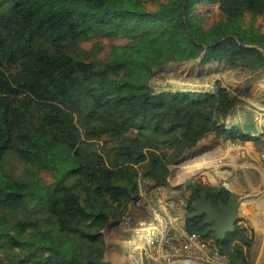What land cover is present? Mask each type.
I'll return each mask as SVG.
<instances>
[{"label":"trees","instance_id":"16d2710c","mask_svg":"<svg viewBox=\"0 0 264 264\" xmlns=\"http://www.w3.org/2000/svg\"><path fill=\"white\" fill-rule=\"evenodd\" d=\"M203 4L221 13L209 28ZM260 15L264 0H0V264H93L106 250L100 231L137 201L141 180L161 185L168 165L208 134L259 139L246 102L219 80L214 92L156 91L148 80L156 67L198 58L257 70ZM102 38L125 42L99 56ZM94 39L90 50L79 45ZM9 152L36 174L5 171ZM185 182L188 211L201 194L226 203L231 193ZM194 221L185 220L189 233L249 264L246 227L218 240L204 217Z\"/></svg>","mask_w":264,"mask_h":264},{"label":"rangeland","instance_id":"374dc122","mask_svg":"<svg viewBox=\"0 0 264 264\" xmlns=\"http://www.w3.org/2000/svg\"><path fill=\"white\" fill-rule=\"evenodd\" d=\"M163 1V0H162ZM199 10L204 16V26L206 28L210 27L213 22L221 18V13L219 12L217 5H200ZM249 14L246 13L245 15V22L249 20ZM98 40H86L79 43V45L86 49L90 50L94 44ZM124 40L114 39L110 40L107 38H102V49L99 52V56H103L105 53L108 52L109 46L111 43H124ZM223 64V63H222ZM200 66L194 65L193 63H182V62H168L162 66L156 67L152 70L148 84L152 86V88L156 91L161 89H184L190 88L192 89H201L204 88L197 84H202L204 82H208L209 80L206 79L207 75L203 74L198 79L190 78L191 76H195L198 72L197 69ZM217 68L227 69L228 67L224 63L222 66H217ZM6 69L10 72H13L16 67L15 65L6 66ZM241 68L235 69H228V72L224 73V81L227 84H233L236 88L238 85L236 81L240 79L242 75ZM243 76V75H242ZM252 85H256V87L264 86V72L261 74H257L252 78ZM192 88V89H191ZM237 90V89H236ZM256 91L252 90V94H255ZM232 96L236 97L237 99H241L244 101L242 94L240 91H231ZM248 95L250 93L248 92ZM245 95V96H248ZM250 95V96H251ZM264 108V107H263ZM254 120L256 123H263L261 121L260 112L253 111ZM221 139V138H214ZM231 142L227 141L229 144L228 146L231 147ZM227 146V147H228ZM227 147H221L220 150L215 151H202L199 155V159L203 161H207L208 159L211 162H205L204 164L209 165H218L221 163L223 158L225 157V152ZM263 147V148H262ZM264 149V145L262 146H255V149L262 150ZM193 152H199L196 148ZM229 152V151H228ZM184 154V156L188 155ZM228 155V154H227ZM179 161V162H178ZM177 162L171 163L168 165L169 174L162 181L161 185H151L153 183L149 182L146 185L145 180H141L139 184V197L137 201L133 204L130 203L127 207L126 213L122 218L118 219H110L107 225L104 228V236L106 241V250L104 256L106 259L115 260V261H124V264H128V261H134V258H131V254L134 253L131 251L134 247L136 251L141 249V247H146L148 241H151L152 238L148 237V234L152 231L151 228H148V223H150L153 219V212H159L163 219L167 220L168 217H177L176 222H174V232L178 227H180L183 223H185V215H184V204L186 196H188V192H186L185 182L187 179L194 178L198 181H201L204 184L208 183V174H204L203 176H192L191 173L188 172V168L184 167L187 163L183 162L185 160H178ZM219 167H223L224 164H219ZM264 166V165H263ZM3 168L5 171L11 172L14 176L20 179H30L34 174H36L35 168L18 159V157L9 152L6 155ZM207 169H205L206 171ZM38 175L41 176L43 180L48 183L53 181L51 174L48 171L40 170ZM74 177H70L72 180ZM81 178V177H80ZM151 185V187L149 186ZM212 185V184H209ZM215 185H218L215 184ZM196 220V219H195ZM239 218L237 217L236 225L238 224ZM197 224L194 220H190L188 226H192ZM156 231V228L154 229ZM250 251H249V264H254L256 260L264 259V255L262 253H258V243L252 237ZM153 245V244H152ZM155 249V247H154ZM130 256V259L128 258ZM264 263V262H262Z\"/></svg>","mask_w":264,"mask_h":264},{"label":"crops","instance_id":"0c3cea01","mask_svg":"<svg viewBox=\"0 0 264 264\" xmlns=\"http://www.w3.org/2000/svg\"><path fill=\"white\" fill-rule=\"evenodd\" d=\"M255 26L258 27L260 32L264 34V15L257 16ZM184 62L200 66L197 69L198 73L190 78L198 79L203 74L207 75L206 79L208 80L212 78L208 82L197 84L202 87H207L204 88V90L207 91L210 86L214 87L215 81L219 80L222 85L227 87L230 91H240L242 93L240 95L244 96L243 99L252 113L253 111L256 112L257 109L259 110L264 107V86L263 88L259 86L256 87V85L251 86L253 84L252 78L257 74L264 72V65L253 71L241 67H235L243 69L241 71L243 76L241 75L240 79L236 81L237 84H239L238 88H236L233 84H227V82L223 79L224 73L228 72V69L230 70L235 68H231L228 65H226L228 67L226 70L217 68V66H222L224 62L215 61L204 64L201 62L200 58L183 61L182 63ZM188 89L184 88L182 90ZM252 90L256 91L253 95H251ZM248 92L251 96L248 95ZM240 118L244 119L243 113L239 116V119ZM256 133H262L263 135H261L257 140L240 142L239 144L231 142V147H229V144L227 143L230 139L215 134H208L206 137L198 141L196 146L186 151L184 154H187L188 152L190 153L182 157L181 160H185L183 162L187 164L184 167L188 168V172L191 173L192 176L199 177L206 173L208 174L207 180L209 184L215 185L218 183V185L224 186L230 192L238 194L239 204L236 215L239 218L238 224L247 228V233L254 237V240L258 243V253H262L264 255V164H261L258 159L259 152L264 151V149H262V147L260 148L262 150H258V152L255 149V146L258 147L264 145V123H257ZM214 138L221 139L214 140ZM221 147H227L225 157L222 159L223 161L219 163L224 164L223 167H219V164H204L205 162H211V160L208 159L207 161H203L199 159V155L202 151L220 150ZM196 148L199 152H193ZM205 169L207 170L205 171ZM131 251H133V249ZM133 252L134 253L131 254V258L133 257L135 261L138 255L143 251ZM209 254L210 247L208 245L202 246L198 252L197 258L191 264H207V257ZM128 258L130 259V256H128ZM111 261L117 264H124L123 260L115 261L112 259ZM134 261H128V264H135ZM262 262H264V259L256 260L254 264Z\"/></svg>","mask_w":264,"mask_h":264},{"label":"built area","instance_id":"2783aa9c","mask_svg":"<svg viewBox=\"0 0 264 264\" xmlns=\"http://www.w3.org/2000/svg\"><path fill=\"white\" fill-rule=\"evenodd\" d=\"M207 91L214 92V87H208ZM260 112L261 121L264 123V108L257 109ZM240 143V142H233ZM258 159L264 164V151H260ZM177 217H168L167 220L159 212H153V219L148 223V228L152 231L148 237L146 247H141L138 251H143L135 259V264H191L197 258L200 248L204 243L195 233H189L183 223L174 232V222ZM156 228V231L154 230ZM153 244V245H152ZM209 246V245H208ZM155 247V249H154ZM210 247V246H209ZM134 247L133 251H136ZM207 264H231L228 257L220 254L210 248V254L207 257ZM264 264V263H259Z\"/></svg>","mask_w":264,"mask_h":264},{"label":"water","instance_id":"95a60500","mask_svg":"<svg viewBox=\"0 0 264 264\" xmlns=\"http://www.w3.org/2000/svg\"><path fill=\"white\" fill-rule=\"evenodd\" d=\"M262 51L264 53V50ZM238 204V194L234 192L230 193L226 203H223L221 200L214 203L211 199L207 198L205 194H201L200 197L195 199L192 203V211L185 209L184 215L187 220H195L204 217V223L210 225V230L215 234L216 238L218 240H223L227 233L235 229ZM100 232L104 234V229ZM92 263L117 264L105 257L102 259H94Z\"/></svg>","mask_w":264,"mask_h":264},{"label":"flooded vegetation","instance_id":"af4514ba","mask_svg":"<svg viewBox=\"0 0 264 264\" xmlns=\"http://www.w3.org/2000/svg\"><path fill=\"white\" fill-rule=\"evenodd\" d=\"M185 210V209H184Z\"/></svg>","mask_w":264,"mask_h":264}]
</instances>
